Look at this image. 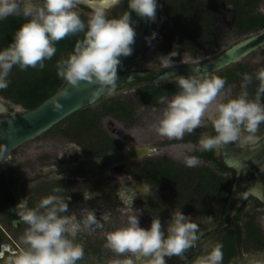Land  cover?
I'll use <instances>...</instances> for the list:
<instances>
[{"label": "clouds", "instance_id": "9594fccd", "mask_svg": "<svg viewBox=\"0 0 264 264\" xmlns=\"http://www.w3.org/2000/svg\"><path fill=\"white\" fill-rule=\"evenodd\" d=\"M111 2L116 5L121 0ZM78 4L79 0H0V20L9 16L25 18L11 42L0 48V89L8 87L14 66L21 70L42 69L45 60H50L56 53L57 41L83 32L72 52L57 61V75L76 88L84 81L98 85L92 89L93 97L116 93L121 57L132 54L137 34L131 12L154 21L158 0H127V10L114 16H110L106 8L97 6L88 13L86 22L77 10ZM156 36L157 32L153 30L145 40L151 44ZM178 47L161 55L165 66L179 54ZM241 76L239 93L218 100L225 87L223 77L176 75L174 82L178 90L170 96L158 97L163 108L155 131L170 139H182L185 133L200 127L209 105L215 102L216 115L212 121L215 134L200 136L201 151H211L232 142L257 144L264 141V136L258 135L264 122V66L255 73L244 72ZM253 79L259 84L254 96H250L248 86ZM59 95L68 97V87ZM60 108V104L55 105L56 110ZM183 162L188 167H195L200 159L196 155H185ZM141 188L145 193L152 189L143 184ZM52 193L40 198L35 206H29L26 197L15 205L20 221L27 227L20 237L23 247L13 253L6 264H77L84 256L83 244L77 236L84 230L101 226L95 210L85 206L80 208L79 214L69 213L71 197L59 186L53 188ZM83 195L87 200L92 194L84 191ZM135 196L136 191L132 188L130 211L125 221L105 233V247L118 254L112 264H167L166 257L186 258V250L199 239L198 225L192 222L191 215L175 207L165 226L158 215L152 217L147 227L142 226L139 211L132 206ZM223 258V244L215 242L206 246L191 264H223ZM233 264L239 262L233 261Z\"/></svg>", "mask_w": 264, "mask_h": 264}, {"label": "rangeland", "instance_id": "374dc122", "mask_svg": "<svg viewBox=\"0 0 264 264\" xmlns=\"http://www.w3.org/2000/svg\"><path fill=\"white\" fill-rule=\"evenodd\" d=\"M124 0H121V3L114 5L111 9L108 10V14L111 16L118 15L123 12L121 8H119L120 4H122ZM127 1V0H126ZM209 0H205V2H208ZM216 2V0H213L211 4ZM127 3V2H126ZM199 4V1L197 2ZM158 8H160V18L158 22L157 27V36L154 39V42L152 44V50H158L160 44L162 41H166V44H168L169 48L171 50L174 48L176 42H181L185 34H183L181 31H178L176 26L174 25V21L172 20V16L170 17L166 11L162 8L160 5V2L158 0ZM93 8L86 7L83 5H77V10L80 13H84L88 16V13ZM117 9V10H116ZM224 9V8H223ZM218 9L216 14L214 16V24L209 25L207 27V30L211 32H206L203 35L202 43L197 45L196 47H186L185 44L183 46H179L177 48V51L179 52L180 59L187 62H193L197 60H201L203 58H206L208 56L215 55L231 44L237 42L240 40L246 33H243L239 30L238 26L235 24L234 21V11L229 9ZM260 10L263 9L264 11V3L259 7ZM215 14V13H213ZM203 14L202 16H204ZM206 22L210 23V18H204ZM198 28V27H197ZM194 29V28H191ZM196 31L195 29L191 32ZM197 32V31H196ZM169 50V49H168ZM166 54L168 51H164ZM156 54V53H155ZM155 54H153V58L149 56L147 59L144 58L142 60V64L144 65H151L152 62L156 61ZM173 59V57L171 58ZM237 64H240V67L242 69V72H248V73H255V71L264 66V46L255 50L254 52L248 54L243 59H241L239 62H236L218 72L213 73V75H217L220 72H231L234 70L237 66ZM231 70V71H229ZM11 77V76H9ZM234 78H238L234 75ZM65 82V81H64ZM240 81H232L225 83L224 89H222L220 96L218 97V100L227 98L229 96H235L240 91ZM259 84L258 80L253 79L252 83L248 86V90L250 91L249 94H252L255 92L257 86ZM132 88V90H130ZM126 87L122 89L121 91L117 92L114 95L108 96L106 99H118L127 102L129 109L132 111V106H136V110L139 112V120L141 119V113L147 114V118L145 120H142L141 124H137L133 127V122H131L132 118L128 115L125 117L116 115L114 113L105 114L101 117L97 127H98V134L91 135L89 139H85L83 137L82 144L79 143L77 140V145H79L82 149L83 155L90 156L91 154L89 151L95 150L96 152L102 154H106L113 150L115 146H129L132 145L133 141H136L137 143H141V137L142 134L145 136V139L147 142H150L151 146H158L159 140L162 137L157 134L155 131V124L158 120V117L160 115V110L163 108L161 104L158 103V101H145V98L142 93L138 92L136 87ZM143 88V87H139ZM0 96H2L7 102L13 104L15 107H23L25 108L21 103L15 102V100L11 97L6 96L4 93L0 92ZM19 104V106H18ZM103 103L102 101H98L93 105L87 106L91 107L93 109H101ZM216 115V109H215V102H213L211 105H209L204 117L201 119V125L208 124V122L213 121ZM75 117L65 118L56 125H54L52 128H50L48 131L42 133L41 135L37 136L36 138L27 141L26 143L20 145L17 147L14 151H12V156L16 164L18 165L17 168H21L22 172L19 173V178L23 179L28 175L35 174L38 170L41 168L47 167L51 165L48 161H51L52 164L54 162H58L63 155V152L68 149L69 144L72 142L67 139V136H65V130L70 125V123H73ZM109 121L115 123L116 125H119V127L122 128L124 131V134H117L116 132L112 131L111 128H109ZM130 128L133 129V131L136 132L138 137H134L135 140H132L130 138ZM144 131V133H143ZM106 137L110 138L111 141L108 144V140L106 141ZM154 141V142H151ZM145 143V142H143ZM176 145V144H175ZM181 147H178L177 145L173 147L172 152L173 154H177L179 157H175L176 159L180 158L179 160L181 165V168L184 170L189 169L184 165L183 157L188 154L187 150H181ZM170 152V153H172ZM142 159H139L140 164L144 163L145 161ZM183 163V164H181ZM138 164V163H137ZM145 166V165H144ZM131 167V166H130ZM116 169V171H114ZM115 169H112L113 173H118L119 170L115 167ZM132 173H124L120 172V179L124 182H127L128 180H139L142 181L145 184H148L151 186L157 193L162 197L164 202L168 203L171 207L175 209L181 208V210L185 214L191 215L192 222L196 223L198 225V233L205 232L209 230L215 223L213 220L216 217L217 211H212L211 213H206L203 211H198V215H195L192 217V214H195V207H192L193 204L191 202L193 199H197L198 197L194 196L190 199V201H186L187 207H183L182 205H185L182 202V199H184V194L182 192L190 191L193 187H195V183L190 181L188 179L189 177H186L187 175L184 173L182 174L181 178L182 180L179 181L178 184H176L177 193L173 194L172 197H174V201L169 200L165 194V192H168L167 190H164V193H162V182H155L153 179L148 178L145 176V173L143 171H140L138 166L132 167ZM55 177H48L44 179H38L35 182L31 183L27 188L26 192L27 194H32L33 192H38L34 194V202L36 201L38 203L39 199L49 195L53 194L52 191L48 192V194L44 195L42 192L47 191L48 188L47 185H53L55 182ZM74 182V181H72ZM44 186L45 189L42 188ZM126 190V189H125ZM180 190V191H179ZM42 193V194H41ZM77 193V194H76ZM11 194H13L12 189L10 188L8 181L6 179V174L3 176H0V197L2 200H0V209L4 208L7 211L13 212L9 215L2 214L0 211V264H6L7 259L15 252H17L21 247H23L22 242L20 240L21 235L24 232V229L27 227L26 224L23 222L14 223L12 222V218L18 217L16 213V209L12 207V200H11ZM38 194H41L38 196ZM37 195V197H35ZM68 195L71 197V199L68 202V212H76L73 210V208L77 207V205L74 203L75 201L79 200V193L76 191V188L68 190ZM78 195V196H77ZM197 195V194H196ZM199 196V195H198ZM33 200V199H32ZM16 201V199H15ZM15 203V202H14ZM80 204V203H79ZM189 204V205H188ZM16 205V203H15ZM30 206H35V204H32ZM191 206V207H190ZM16 207V206H15ZM145 206L143 204L140 205H133L134 209H137L139 211L140 216V223L142 226L147 227L151 219L144 211ZM189 208H193L189 210ZM251 210V209H249ZM130 208L128 202L124 205H118L115 207L113 213L107 212L104 216H107V220H100L101 226L100 227H93L90 230H84L80 232L77 236V240L83 244L85 249L92 250V254L94 256V252H96V263L94 264H112V262L118 258V254L114 253L111 249H108L105 247V233L107 231H110V228L117 227L120 224H122L127 214L129 213ZM214 212V213H213ZM213 213V214H212ZM255 216V223L259 224L260 226L264 227V205L259 210H255L254 212ZM245 217V216H244ZM258 217H262L261 219H256ZM264 232V230H263ZM10 237H9V235ZM264 237V234H263ZM243 242H241L242 250L245 253H249L251 251L255 250H264V245H261L255 238L248 239L244 233L243 235ZM222 242V241H221ZM5 247V248H4ZM224 254H228V251H224ZM168 260V257H166ZM225 260V258H223ZM86 261V260H85ZM224 263V262H223ZM84 264H93L91 260H88ZM226 264V263H225ZM241 264V262H240ZM250 264H257L255 262H252Z\"/></svg>", "mask_w": 264, "mask_h": 264}, {"label": "flooded vegetation", "instance_id": "af4514ba", "mask_svg": "<svg viewBox=\"0 0 264 264\" xmlns=\"http://www.w3.org/2000/svg\"><path fill=\"white\" fill-rule=\"evenodd\" d=\"M262 3H264V0L260 1V4H259L257 10L261 14L264 15L263 9L262 10L259 9V7L262 5ZM157 8H158V6H157ZM158 9H159V13H160V8H158ZM131 13H132V18L135 21L134 26H135V29L137 31L134 12L132 11ZM159 18H160V14H159ZM159 18H158V22H159ZM157 27H158V24H157ZM157 27H156V29H157ZM210 31L212 32V29ZM156 32H157V30H156ZM253 32H256V31L246 33L244 35V37H246L247 35H249ZM244 37H242V38H244ZM153 42H154V39L151 41V44H149L147 46L146 50L143 52V54H142V56L138 62V64L140 66H143L147 69H155L157 67L165 65L163 62V59L161 58V55L166 54V52H164V51L170 52V50H168L164 46V45H166L165 44L166 41L161 42L159 48H157L158 50H152L151 49ZM153 54H155V57L157 59L156 61L152 62L151 65L142 64V60L144 58L147 59L149 56H151L153 58L154 57ZM208 57H211V56H208ZM208 57H206V58H208ZM206 58H203V59L197 60V61H193V62H187V61H183L182 59H180V55L178 54L177 56L173 57L170 64L171 63H179V62L200 63L203 60H205ZM168 84H175V82L143 83V84H138V85H129V86H124V87L117 89V92L121 91L122 89H124L126 87H128V88L129 87L130 88L136 87L138 89L137 91L143 94L146 102L147 101H152V102L156 101L157 102L158 97H160L161 95H169L170 96L172 93L177 91V90H173L172 92H166V91L162 90V92L156 93L157 89H163V87L168 85ZM139 87H143V88H139ZM130 90H132V88ZM106 98H108V97H104L103 99H106ZM103 99H101V100H103ZM18 106H19V104H18ZM161 107H163V105L160 106V108ZM131 108H132V111L130 110L128 115L132 118L130 123L133 122V127H134L137 124H141L142 120H145L147 118V114L141 113V119L139 120V116H138L139 112L136 110L137 109L136 106H134V108L132 106ZM26 109L27 108L13 106L11 109V112H21V111L26 110ZM109 128H111V130L116 132L117 134H121V135L124 134V131L122 130L121 127H119V125H116L115 123L110 122V121H109ZM130 131H131L130 132V138L132 140H135L134 137L136 138V137H138V135L131 128H130ZM143 133H144V131H143ZM65 134H66L65 136H67V139L69 141H71L72 143L69 144L68 149L63 152V155L61 156L60 160L58 162H54L53 164L51 161H48L49 163H51V165L44 167V168H41L35 174L28 175L23 179L19 178L20 177L19 173L22 172V169L17 168V166L18 165L20 166V164H16V166H15V161H14V158L12 156V153H11V162L10 163H1L0 164V176H2V174H3V176L6 174V179L8 181V184L13 191V194H11L10 198L12 200V203H13L12 207L14 209H16L15 203L17 204V202L19 201V193L14 188V186L12 185V178L13 177L15 178V181L21 185V191L24 195V198L26 197L28 204L30 206L32 204L37 203L36 201L34 202V194H36L38 192H33L30 195V194H27L26 188L31 183L35 182L38 179H44V178L54 176L56 181L54 182L53 185H49V186L47 185L46 186L48 188V190L45 192L44 191L42 192L44 195L48 194V192H51L53 190V188L58 187V186L62 187L63 193L67 194V195H68V190H70V189L74 190L76 188V191L79 193V198H78L79 200L74 202L77 205V207L76 208L74 207L73 210L77 211L79 214L80 208L86 206L88 208L95 210V214L99 220H104L103 219L104 215L107 212H111V214H112L116 206H118V205L122 206V205L126 204L127 202L129 204V200H130V197L132 194V188L138 189V187H140L139 189H142L141 186H138V185L140 183L145 184L142 181L133 180V179L132 180L130 179L127 182H124L123 180H121L119 178L120 172L129 173L130 175L133 174L132 173V167L138 166L140 164V161L138 162V160L142 159V158H144L143 160L145 161L144 163H142L143 168H144V170H148L150 160L159 159L162 162H169V165L170 164L174 165V168L178 167L180 169L181 176H182V174L185 173L187 175L186 177H189L188 179H190V181L197 184L190 191H188L191 194H194L195 197L196 196L198 197L197 199H193V201L191 202V204H193L192 207H195V211H194L195 214L194 215L192 214V217H194L195 215H198L197 214V213H199L198 211H203V212H206L208 214V213H211L212 211L215 212L219 209L218 212H216V214H217L216 217L213 219V220H215L214 221L215 224L209 230H207L205 232H200L198 234V236L200 239L201 237H203L204 235H206L212 231L218 233V236L209 245H211L215 242H221L222 241L221 243L223 244V253H224V251H226V253L228 251V254H226V255L224 254L225 260H223V262H224L223 264H225L227 261H229L228 256L233 257V253L235 254V261H238L239 264H240V262H241V264L252 263V262H250V263L244 262V259H246L251 254H256V253H260V254L263 253L264 254V250H255V251H251L249 253H246V252L244 253L242 250V245H241V242H243V239H244L243 238L244 233L249 240L252 238H255V240H257L260 244L262 243L261 245H264V237H263L264 227L260 226L259 224L255 223V221H254L255 220L254 212H255V210L257 211L261 207H263V205H264L263 201L259 200L257 197H255L251 194H248L244 198L241 206H239V208L237 209V211L233 215H231L230 217H227V218L224 217V209H225L226 204L228 202V198H229L231 189H232V187L236 181V176H237V170L234 167L228 166L225 161H226V159H231L233 156L237 155L240 152V150H243L245 148H248V147H250L252 145H256V144H252V143L247 142V141H245L242 144L238 143V142H232V143H226L222 147H216L215 149H213L211 151H201L199 148V143H198L200 136L202 134H204V135H214L215 134L214 129L212 127V121L208 122V124H205L203 126L200 125V127H197L191 133H185V135L183 136L182 139H175V138L170 139L168 137H162L159 140L160 144L156 147L151 146L150 142H147V140L145 139V136L142 134L141 143H137L136 141H133L132 145H129L126 147L115 146L113 148V150L110 152L122 150L124 148L144 146V147H147L149 149L148 153L143 155V156H139V157L130 159L124 163L113 165L108 169H104V170L100 171L99 174L104 173L106 176V179H107V181L105 183H102V181H103V180H101L102 178L99 180H95V178L98 177L97 175H99V174L89 175L88 178L75 175L73 172H78L79 169H73V168H71L72 167L71 165H73L77 162H80V161L87 160L89 158L101 157V156H104L110 152H108L106 154H102V155L100 153H98L96 155L89 154L90 156L83 155L81 147L79 145H77L78 144L77 141L75 139L71 138V136H69L67 134V132H65ZM258 135L264 136V122H262V125L258 130ZM143 142H145V143H143ZM151 142H154V141H151ZM175 144L178 147H181L180 148L181 150H185V151L187 150V152H188L187 155H196L197 157H199L200 163L195 167H188L184 164L189 169H186L183 171V169L181 168V165H179L180 164L179 160H181V159L180 158L176 159L175 157H179V156L177 154H173L174 152H172V150H173L172 148L176 146ZM170 152H172V153H170ZM170 162H172V163H170ZM181 164H183V163H181ZM125 166H127V168H128L127 170L124 169ZM58 167L61 170L60 172L49 174V175H43L44 171L49 170L51 168H58ZM115 167L119 170V174L116 172L113 173L112 169H115ZM114 171H116V169ZM211 173H214L216 176L219 177V179H222V180L227 179L230 182L229 186L227 188H225L226 190H225L224 196L221 195L220 191L215 190V188H218L220 185L214 186V188L212 189L213 191L207 189L204 186L203 182L206 181L204 178L206 176H209V174H211ZM57 174L60 175L61 178ZM191 176L193 178H190ZM202 176H204V177H202ZM253 177H254V174L251 172H248L246 174L245 178H246V180H250ZM92 178H94L93 182H89ZM202 180H203V182H202ZM72 181H74V182H72ZM145 185L149 186L148 184H145ZM91 187L94 188V190L91 189ZM42 188L45 189L44 186H42ZM97 189L99 190V192H96ZM177 190L178 189H174L173 192L177 193ZM84 191L90 192L92 194L91 198L85 200L84 195H83ZM202 192H203V194H201ZM143 193L144 194L136 193V196L133 199L132 206L143 204V206L146 207V208L143 207V209L146 212V214L149 216L150 219H152V217L155 215V214H152L154 212V213H156V215L159 216L162 226H163V223H165V225H166L167 221L171 218V216H169V214H170V212L172 214V211L174 210V208L171 207L168 203L164 202L162 197L160 195H158V193L153 188L148 193H146V194H145V192H143ZM41 194H38V196H40ZM35 197H37V195ZM15 199H16V201H15ZM0 200H2L1 197H0ZM162 206H164V208H165V210H167V212L162 210V209H164V208H162ZM183 207L186 208L187 205L183 206ZM190 209L193 210V208H189V210ZM249 209H251V210H249ZM0 211L2 212V214H5L7 216L10 213H12L14 210L12 212H10V211H7L4 208H2V209H0ZM261 218L262 217H258L256 219H261ZM12 222L19 223L21 221H20L19 217H14V218H12ZM112 228H114V226ZM112 228H110V230ZM253 233H256V234L252 235ZM9 237H10V235H9ZM197 241L195 242V244L197 243ZM193 247L186 250V252L184 254L186 258H181L179 256L173 255L171 257H168L167 264H191V261L197 255L202 254L205 250V247H204L195 253H191ZM233 247L235 249H233ZM96 254L97 253L94 252V256H93L92 250L84 248V256L80 260L77 261V264H84L87 261V259L91 260L93 262V264L96 263V261H97L95 258ZM253 262H255L257 264H264V257H262V255H261V257L259 259L255 260Z\"/></svg>", "mask_w": 264, "mask_h": 264}, {"label": "water", "instance_id": "95a60500", "mask_svg": "<svg viewBox=\"0 0 264 264\" xmlns=\"http://www.w3.org/2000/svg\"><path fill=\"white\" fill-rule=\"evenodd\" d=\"M78 5L90 8L102 6L107 10L114 6L111 0H79ZM133 12L136 20L137 34L135 42L132 45V54L127 57H121L122 66H118L117 89L143 83L174 82L176 75L213 74L240 61L248 54L264 46L263 27L259 31L247 35L200 63L179 62L171 63L168 66L162 65L155 69H147L140 66L138 62L149 45L145 37L149 36L153 30L156 31L160 13L157 8L155 20L148 21L135 11ZM66 87H68L70 95L68 97L60 96V91ZM96 87H98V85L89 84L84 81L76 88L68 85L65 81L58 90L40 104L21 112H11L13 104L7 102L0 96V164L10 163L12 151L20 145L48 131L72 113L93 105L104 97H108L103 95L93 97L91 94L92 89ZM56 104L61 105L59 110L55 109ZM148 151L149 149L144 146L124 148L122 150L110 152L101 157L89 158L77 162L71 165V168L79 169L78 172H73L75 175L88 178L89 175H97L100 171L108 169L113 165L143 156L147 154ZM225 162L228 166L234 167L237 170L236 181L231 189L228 202L224 209V217L227 218L237 211L248 194L264 202V141H260L256 145L240 150L237 155L233 156L231 159H226ZM60 171L59 167L51 168L44 171L43 175L58 173ZM248 172L254 174V177L250 180H246L245 178ZM97 176L95 180L102 178V183L107 181L104 173ZM91 180L88 181L93 182L94 178ZM12 185L18 191L20 201L24 198V195L21 191V185L15 181L14 177L12 178ZM139 186H142V183H140ZM91 189L94 190L92 187ZM96 192H99V190L97 189ZM136 193L144 194L142 189ZM217 236L218 233L214 231L204 235L194 245L191 253H195L206 247ZM261 255L264 257L263 253L251 254L244 259V262H253L259 259Z\"/></svg>", "mask_w": 264, "mask_h": 264}, {"label": "trees", "instance_id": "16d2710c", "mask_svg": "<svg viewBox=\"0 0 264 264\" xmlns=\"http://www.w3.org/2000/svg\"><path fill=\"white\" fill-rule=\"evenodd\" d=\"M198 1L199 4L197 3ZM212 1L213 0H209L208 2H205V0H159L160 5L166 13L170 17L172 16L171 18L178 31L185 34L181 42H176L175 46H183L185 44L186 47H196L202 43L204 33L211 32L207 30V27L215 23L214 16L217 15L216 12L218 9L224 8L226 10L231 8L234 11L235 24L243 33L258 31L264 27V15L257 10L261 0H216V2L211 4ZM126 2L127 1L124 0L119 6L123 11L127 10ZM80 14L81 18L86 22L88 16L84 13ZM203 14L205 15L202 16ZM204 18H210V23L206 22ZM24 21L25 18L22 16H9L0 20V48L7 46L11 42L15 31ZM191 28H194L197 32L193 31L192 33L191 31L194 29ZM83 35V32L70 34L57 41L56 53L50 60H45V66L42 69L39 67H29L21 70L18 66H14L9 75L11 77H9L10 83L8 87L0 89V92L13 98L15 102L21 103L27 109L40 104L64 84V80L57 75L56 63L59 59L67 57V55L72 52L76 41L82 38ZM164 46L171 51L168 44ZM242 73L240 64H237L236 68L231 72H220L217 75L223 77L225 83L234 80L241 82ZM234 75L238 78H234ZM162 90L172 92L178 89L176 84H168L164 86L163 89H157L156 93L162 92ZM254 94L255 92L250 94V96H254ZM100 101H102L103 105L99 110L91 107H84L66 117L76 118L73 123H70L66 128L67 130H65L71 138L82 144L83 137L89 139L94 133L95 135L98 134L99 130L97 125L103 115L114 113L125 117L130 112L129 106L125 101L118 99H103ZM107 140L109 144L111 139L106 137V141ZM89 152L93 155L98 154L95 150ZM138 168L145 173L146 177L153 179L155 182H162V192L164 193V190H167L168 192H165L167 195L166 197L174 201L172 195L176 194V192L173 191L176 189V184L182 180L178 167L174 168V165H169V162L152 159L150 160L148 170H144L142 164H139ZM124 169L127 170V166H125ZM190 178L193 177L191 176ZM204 179L206 181L203 182ZM204 179L202 180L204 186L211 191H213L212 189L214 186L220 185L218 188H215V190L220 191L223 196L225 194V188L230 184L227 179H219L214 173L209 174V176H206ZM182 194H184L185 199H182V202L185 204L182 206H186V201H190L194 194L190 192H182ZM201 194H203V192ZM255 234L256 233H253L252 235ZM233 249L235 248L233 247ZM228 258L229 261H227L226 264H233V261H235V254L233 253V257L228 256Z\"/></svg>", "mask_w": 264, "mask_h": 264}, {"label": "bare ground", "instance_id": "6f19581e", "mask_svg": "<svg viewBox=\"0 0 264 264\" xmlns=\"http://www.w3.org/2000/svg\"><path fill=\"white\" fill-rule=\"evenodd\" d=\"M139 186V185H138ZM140 187H138V189L137 188H135V191L137 192V191H139L140 189H139ZM162 208H164V206H162ZM163 211H165V212H167V210H165V208L164 209H162ZM160 212V211H159ZM169 213V212H168ZM152 214H155L156 215V213H152ZM169 216H171V212H170V214H169ZM163 226H165V223H163ZM5 248V247H4Z\"/></svg>", "mask_w": 264, "mask_h": 264}]
</instances>
